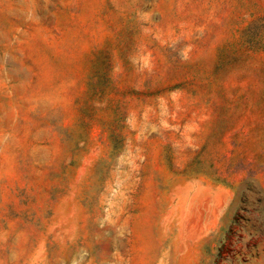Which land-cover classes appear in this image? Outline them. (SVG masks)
I'll return each instance as SVG.
<instances>
[{
  "label": "rangeland",
  "instance_id": "obj_1",
  "mask_svg": "<svg viewBox=\"0 0 264 264\" xmlns=\"http://www.w3.org/2000/svg\"><path fill=\"white\" fill-rule=\"evenodd\" d=\"M0 264H264V0H0Z\"/></svg>",
  "mask_w": 264,
  "mask_h": 264
}]
</instances>
